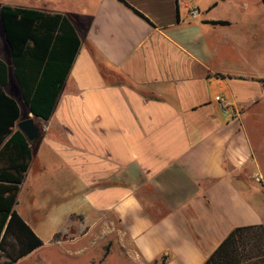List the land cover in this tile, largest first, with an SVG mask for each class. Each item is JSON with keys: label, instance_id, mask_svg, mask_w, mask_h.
Returning a JSON list of instances; mask_svg holds the SVG:
<instances>
[{"label": "crops", "instance_id": "crops-1", "mask_svg": "<svg viewBox=\"0 0 264 264\" xmlns=\"http://www.w3.org/2000/svg\"><path fill=\"white\" fill-rule=\"evenodd\" d=\"M124 1L146 19L120 0L0 2L69 16L81 40L52 117L27 107L41 137L15 209L51 170L71 208L50 243L72 261L204 264L234 229L264 225L247 121L264 104V0ZM0 60L21 95L1 19ZM37 212L17 211L43 239Z\"/></svg>", "mask_w": 264, "mask_h": 264}, {"label": "trees", "instance_id": "trees-1", "mask_svg": "<svg viewBox=\"0 0 264 264\" xmlns=\"http://www.w3.org/2000/svg\"><path fill=\"white\" fill-rule=\"evenodd\" d=\"M0 19L22 99L30 113L49 120L81 46L78 32L69 16L34 9L4 5ZM8 82V66L0 60V264H16L43 245L15 209L33 150L17 129L21 110L5 91ZM204 264H264V225L234 229Z\"/></svg>", "mask_w": 264, "mask_h": 264}, {"label": "rangeland", "instance_id": "rangeland-1", "mask_svg": "<svg viewBox=\"0 0 264 264\" xmlns=\"http://www.w3.org/2000/svg\"><path fill=\"white\" fill-rule=\"evenodd\" d=\"M1 1L28 6L33 4V0ZM8 90L11 96L19 102L23 118L26 119L28 117V109L22 96L18 94L12 84L8 87ZM247 121L264 164V104L259 106L257 110L250 112ZM47 171L40 176V184L35 185L34 182L29 181L27 187L23 190V195L19 198L20 209H17L20 212L23 209H31V207L35 206L39 210L36 213V218L42 221V223H39V227L42 230L43 239H41L45 242V246L31 258L18 264H89L88 260L96 256V251L89 250L81 259L79 258L78 261L74 262L69 257L68 250L72 249L70 245L50 243V233L56 231L57 227L65 225L66 216L71 207L67 206L64 200L68 192H66L63 180L58 179V174L53 173L51 170ZM3 260L5 259L1 261Z\"/></svg>", "mask_w": 264, "mask_h": 264}, {"label": "water", "instance_id": "water-1", "mask_svg": "<svg viewBox=\"0 0 264 264\" xmlns=\"http://www.w3.org/2000/svg\"><path fill=\"white\" fill-rule=\"evenodd\" d=\"M18 128L26 136L29 142H35L41 137V129L36 126L32 118L20 121L18 123Z\"/></svg>", "mask_w": 264, "mask_h": 264}, {"label": "built area", "instance_id": "built-area-1", "mask_svg": "<svg viewBox=\"0 0 264 264\" xmlns=\"http://www.w3.org/2000/svg\"><path fill=\"white\" fill-rule=\"evenodd\" d=\"M198 12L196 10L193 11V14H197ZM216 102L219 105L222 110H226L229 106L226 104L225 100L222 97H217Z\"/></svg>", "mask_w": 264, "mask_h": 264}]
</instances>
